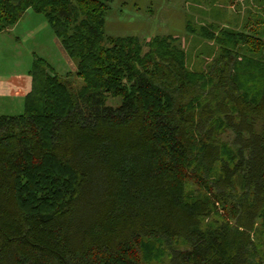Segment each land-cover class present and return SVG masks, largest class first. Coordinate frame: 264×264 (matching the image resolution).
I'll return each mask as SVG.
<instances>
[{
  "label": "trees",
  "instance_id": "obj_1",
  "mask_svg": "<svg viewBox=\"0 0 264 264\" xmlns=\"http://www.w3.org/2000/svg\"><path fill=\"white\" fill-rule=\"evenodd\" d=\"M109 1L0 0V33L42 14L83 81L33 55L0 114V264H264V0L187 23L204 69L177 36L107 35Z\"/></svg>",
  "mask_w": 264,
  "mask_h": 264
},
{
  "label": "rangeland",
  "instance_id": "obj_2",
  "mask_svg": "<svg viewBox=\"0 0 264 264\" xmlns=\"http://www.w3.org/2000/svg\"><path fill=\"white\" fill-rule=\"evenodd\" d=\"M250 1L253 0H235V3L234 0H111L108 2L105 32L111 36L136 35L142 42L153 35L177 36L178 43L188 53L190 66L204 69L205 63L212 62L215 43L199 38L195 35L197 33L187 32V23L199 28L208 24L211 16L223 8L231 15V23L241 26L249 16ZM222 14H218L220 23ZM54 39L45 17L31 9L8 32L0 33V114L22 113L23 100H10L5 92L8 82L16 74L29 77L33 52L46 57L54 71L61 77L65 75L74 89L82 85V79L74 73L75 61L61 53L53 43ZM119 102L120 98H107L110 105L115 106ZM222 137L228 138L225 134Z\"/></svg>",
  "mask_w": 264,
  "mask_h": 264
},
{
  "label": "crops",
  "instance_id": "obj_3",
  "mask_svg": "<svg viewBox=\"0 0 264 264\" xmlns=\"http://www.w3.org/2000/svg\"><path fill=\"white\" fill-rule=\"evenodd\" d=\"M25 16H26V14L24 15V17ZM9 29H7L4 32H8ZM1 33H3V32H1ZM53 43H55L57 48L61 51V53H63V55L65 57H68V55L66 54L65 50L62 48V46H61V44H60V42H59V40L57 39L56 36H55V39H54ZM33 54L37 55V53H35V52H33ZM37 56H39V55H37ZM40 57L44 58L49 63V61L46 59V57H44V56H40ZM68 59H70V58L68 57ZM49 64L51 65V63H49ZM51 67L54 69V67L52 65H51ZM29 85H30V77H27V76L21 75V74H16L13 77V80L8 82L5 93H6L7 97H8V99H10V100H13L15 98H17V99L19 98L20 100H23L26 92L29 90ZM3 95H5V94H3Z\"/></svg>",
  "mask_w": 264,
  "mask_h": 264
}]
</instances>
